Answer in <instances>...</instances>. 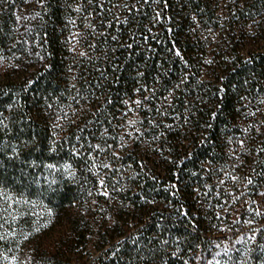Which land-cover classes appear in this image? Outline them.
I'll return each mask as SVG.
<instances>
[{"label": "trees", "instance_id": "trees-1", "mask_svg": "<svg viewBox=\"0 0 264 264\" xmlns=\"http://www.w3.org/2000/svg\"><path fill=\"white\" fill-rule=\"evenodd\" d=\"M262 122L264 0H0L21 264H264Z\"/></svg>", "mask_w": 264, "mask_h": 264}, {"label": "rangeland", "instance_id": "rangeland-1", "mask_svg": "<svg viewBox=\"0 0 264 264\" xmlns=\"http://www.w3.org/2000/svg\"><path fill=\"white\" fill-rule=\"evenodd\" d=\"M4 197L6 196L3 193L0 198V229H5L7 235L0 240V264H21L24 247L40 235L36 228H39L41 216L32 212L25 217L21 202H16L17 198H12V203H9ZM30 222L32 224L29 225ZM234 246L225 244L219 247L215 258L211 260L214 261L213 264L217 261L219 264H230L229 256L233 253L232 251H239V246L236 250ZM5 255L9 259L5 260ZM12 257H15V260H12Z\"/></svg>", "mask_w": 264, "mask_h": 264}, {"label": "snow or ice", "instance_id": "snow-or-ice-1", "mask_svg": "<svg viewBox=\"0 0 264 264\" xmlns=\"http://www.w3.org/2000/svg\"><path fill=\"white\" fill-rule=\"evenodd\" d=\"M40 2L43 3V0H40ZM37 15H38V13H37ZM157 15H158V14H157ZM193 19H195V17H193ZM137 103H139V101H137ZM9 107H11V105H9ZM136 123H137V121H136L135 119L128 120V125H135ZM262 123H264V122H262ZM134 130L137 131V132L140 131L139 128H136V129H134ZM95 147H96L97 149H99V148H100V145L97 144V145H95ZM73 151H75V149H73ZM76 154L79 155L80 153L77 152ZM106 166H107V167H111V165H106ZM45 167H47V168H49V169H52V170H55V169L57 168V165H56V164H47V165H45ZM71 167H72L71 164H68V163H65V164L63 165V168H64V169H70ZM93 167H96V165L93 164ZM68 174H69V175H72L73 173H72V172H69ZM232 179H236V177H232ZM99 183H100L101 185H103V184H104V180L101 179V180L99 181ZM249 183H251V180H250V179H249ZM0 195H3V191H2V190H0ZM104 195H108V193H107V192H104ZM4 198H5V200H7L9 203H12V196H11V195H8V196H6V197H4ZM16 202H23V203H27V204H35V203H36L35 201H33V200H28L27 198H24V197H20V198H18V200H17ZM47 212H48L49 215H51V213H52V209H51V208H48V209H47ZM49 223H50V221H45L43 226H44V227H47ZM36 231L39 232V231H40V228H36ZM0 238H2V237H0ZM224 251L226 252L227 250L225 249ZM217 255H218V254H217ZM4 259L7 260V259H9V257H8L7 255H5V256H4ZM11 259H12V260H15V257H12ZM207 264H212V261H211V260L207 261ZM216 264H219V261H217Z\"/></svg>", "mask_w": 264, "mask_h": 264}]
</instances>
